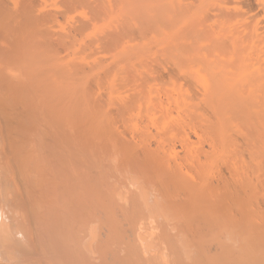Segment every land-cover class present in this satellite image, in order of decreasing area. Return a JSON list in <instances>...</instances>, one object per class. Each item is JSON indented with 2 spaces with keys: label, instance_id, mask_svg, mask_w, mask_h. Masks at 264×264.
I'll return each instance as SVG.
<instances>
[{
  "label": "bare ground",
  "instance_id": "6f19581e",
  "mask_svg": "<svg viewBox=\"0 0 264 264\" xmlns=\"http://www.w3.org/2000/svg\"><path fill=\"white\" fill-rule=\"evenodd\" d=\"M90 1L63 0L60 3L66 4L65 11L68 13L77 8L81 9L83 4L89 7L97 3V0L92 1L93 3ZM98 1L101 2L97 3L98 7H103L104 0ZM87 2H90V5H86ZM121 2L127 6H131L129 2L133 6L142 4L145 20L158 16L155 18V25L150 22L151 19L148 21L154 29V32L151 31L154 34L152 43L155 42L159 48L165 50V54L168 53L172 64L169 63V68L163 65L168 68L167 71L162 70L160 66L164 64L163 61L159 65L161 69L156 65L155 71L150 70V67L148 69L154 72L153 78L156 82L162 81V84L163 80L172 81L170 85H173V90L177 93L176 114L180 115L186 111L189 113L190 110L191 113L202 111L201 106L202 109H212L210 114L216 110L213 115L216 114H211L212 117L204 116L209 114L208 110H204V114L195 113L196 118L189 114L193 119H187L191 121L188 124L190 129L198 127L199 133L195 131L193 136L186 134L187 137L184 136L186 130L182 133V142L185 140V143H180V146L186 147L183 149L186 151L184 155L190 160L181 157L186 161L185 165L181 162L184 169L185 166L187 168L184 172L183 166L179 164L182 159L179 157L177 161L172 159L175 156L169 157L171 155L167 150L171 146L165 145L168 142H155L152 139L157 135H150L149 138L148 130L145 138L143 135L146 134H140L143 140L137 135L134 136L142 140L141 143L139 140L134 142L128 132H135V129L130 128L131 118H136L133 115H139L145 109L147 112L149 109L156 110L151 106V89L146 90L145 87L149 86V80H154L148 78L150 76L146 71L138 72L137 69L138 66H143L140 58L146 53L147 44L142 48L132 45L128 47V41L126 47H122L121 40L124 38L118 36L113 28L121 42L116 41V36L113 38L111 33V36L107 34L110 42L107 40L105 44L108 46L105 49H114L115 52L117 42L121 43L118 47L121 46V49H118L120 52L117 51L119 55L115 52L117 57L113 58L120 57L118 60H123L120 63L115 59L123 65V69L128 64L125 63L127 60L128 66L131 63L132 66L127 67V71L124 70L126 73L123 75L122 69L120 70L123 73L119 69L116 70L115 66L118 64L114 69L113 66L109 68L110 65L103 66V62L101 66V62L93 67L87 66L89 70L74 67L77 70L69 72L67 66L61 67V64L58 68L55 65L58 62L63 63L60 55L64 54V48L67 50L66 46L69 49L70 41L64 37H71L70 40L74 41L71 43L74 44L79 39L76 36L77 31L79 36V31L82 33L91 27L96 28L95 25H90L91 20L88 24L86 19H78L81 23L76 28L78 30H73L75 35L71 31L77 37L76 40L72 35L60 33L58 39H54L57 33L52 34L51 29L57 21L55 12L39 14L36 0H0V264H264V0ZM64 4L61 6L65 7ZM116 4L114 6H117ZM95 6L96 9L91 7L96 12L99 10L101 15L104 7L101 9L102 7ZM136 7L135 5V10L138 9ZM93 10H89L92 17ZM98 12H94L97 17ZM101 17L99 16L103 22ZM66 18L63 17L62 21ZM96 20L101 23L99 19ZM141 23H145L144 20ZM146 24L144 25L147 26ZM149 24L148 27L152 30ZM128 28L125 31H129ZM126 34L128 35L127 32L124 35ZM119 35H122V32ZM103 39L105 38L100 40L104 42ZM38 51L42 58L41 55L38 56ZM146 55L150 56L149 53ZM92 57L91 59L94 58ZM38 62L46 64L38 67ZM106 66L115 70V73L106 70ZM151 67L154 66L151 64ZM55 68L59 71L56 72ZM102 70L105 72L103 71L104 75L101 73V76ZM117 72L121 73V76L130 77L123 78ZM92 73L98 76L94 77ZM45 75L47 78L56 77L54 89L64 93L62 100L59 95L60 99L56 97L62 109L56 114L63 111L60 115L69 116L70 122L77 124L76 127L73 125L75 128L69 127V130L65 127L69 126L70 122L69 125H60L69 121L68 119H62L63 122L60 119V124L57 125L58 122H55L58 117L56 116V120L51 119L53 115L49 117L52 114L51 109L55 108L48 104L51 99L49 94L53 97L52 87L55 84L51 81L53 85H49L51 83L46 77L43 80ZM120 78L126 81L125 83H137L136 90L139 94H131L127 98L124 97L127 101H121L122 98L114 95L118 94L116 86ZM39 80H43L41 84H38ZM91 82L102 85L107 92L97 93L99 90L95 89ZM79 84L81 88L78 89L75 86L80 87ZM121 86H118L119 90L123 89ZM156 86H153L154 89ZM129 98L131 99L128 100ZM195 99L197 102L194 103ZM144 100L146 104L144 103L143 107L141 102ZM38 101L48 102L50 109L44 107L45 110L39 112L38 108L41 109L44 105L38 106ZM51 105L54 106L53 103ZM171 109L173 111V108ZM49 113L51 114L47 116ZM165 113L164 109V118L159 115L163 120L160 119L162 122L159 120L157 123L167 136L163 138L164 141H169L166 131L172 128L170 124L173 119H169L170 113ZM182 118L180 121L184 123L185 118ZM142 119L145 120L143 117ZM48 120H53L50 121L52 125L48 124ZM168 126L171 128L167 129ZM183 129L184 127L182 131ZM77 130L86 134L83 135L87 142L85 149L80 146V138H74L79 133ZM160 132L156 133L160 135ZM234 133L239 137L235 138L239 144L233 138ZM160 136L157 137L162 139ZM149 139L155 144L150 142L151 140L150 143L147 142ZM201 141L205 144L204 148L201 147L202 153L205 152L202 155L204 159L200 157L201 151L196 149L199 146H195L203 143ZM240 142L241 147H238ZM92 154H97L96 159L90 158L89 155ZM104 157L106 160L107 157L110 159L112 169L120 171L116 172L118 176H123L122 179L129 176L126 178L129 179L128 182H134L135 179L134 183L139 184L138 192L129 183L127 187L124 186L126 191L130 186L125 193L120 190L112 197V194L102 192L101 200H98L102 201L106 194L108 198L110 195L111 199L116 197V201L120 199V203L115 201L114 208L120 206L121 210L111 208L108 200L103 203L107 206L102 205L100 208L98 201L90 198V181L96 182L100 178L98 186L101 187L108 180L107 178L104 183L101 182L102 176L98 174L101 172L99 169L104 167ZM214 160L216 163H213ZM219 161L226 166L217 164ZM210 163H213V166H210ZM211 168L215 170L214 173ZM105 175L104 179L107 177ZM118 180L119 178L115 181ZM148 186L152 187L150 191L153 189L152 193L155 191L156 194L151 201L153 205L148 204L151 199L146 197V194L150 196ZM97 189L96 185L94 190ZM97 192L98 190L95 193ZM121 203L122 205H119ZM148 214L150 216L146 219ZM92 216L96 222L90 219ZM157 216L161 219L158 220ZM170 217H175V223ZM170 221L174 224L171 225ZM93 225H97L95 233L90 232ZM176 232L183 237L182 244L175 240ZM181 236L177 237L178 240Z\"/></svg>",
  "mask_w": 264,
  "mask_h": 264
},
{
  "label": "rangeland",
  "instance_id": "374dc122",
  "mask_svg": "<svg viewBox=\"0 0 264 264\" xmlns=\"http://www.w3.org/2000/svg\"><path fill=\"white\" fill-rule=\"evenodd\" d=\"M61 1H63V0H36V2L38 3L37 5H38V11H39V14H44V13H52V14H54V12H55V14L54 15H56L57 16V21L56 22H54V25H53V27L54 28H52L51 29V33L52 34H55V33H57L56 34V36H55V38H54V36H53V38L54 39H58V37L60 36L59 35V33L60 34H65L66 36H73V38L75 39V38H79V39H75L76 41H75V43H77V44H72L71 42L73 41V40H70L71 39V37H70V39L69 38H67V37H64V38H66V39H68V41H70L69 43L71 44V46H70V44H68V46H69V49H68V47L66 46V49L69 51L70 49H71V47H72V45H73V47L75 48H72L71 49V51H69V53H68V51L66 52L65 51V48H64V50H63V52L62 53H64V54H61L60 55V57H61V61H63V63L62 62H58V64H55V65H57L56 67H60L61 66V64H62V66L61 67H66V68H69V72H75V70L74 69H86V70H89V69H87L88 67H93V65L94 66H96V65H98L99 64V62H101L99 65L101 66V64H102V62H103V66H105V65H110L109 66V68H111L112 66H113V68H114V66L116 65V64H118V65H121L120 63L123 61V60H118V59H120V57H118V59L117 58H115L116 59V61L117 62H120V63H117L116 61H115V59L113 58V57H115L116 56V53H117V56L119 55L118 54V52H120V50H118V49H121V46L122 47H124L125 45H127V42H128V47L130 46L131 47V45H132V47L133 46H140L141 48H142V46L144 45V44H147V47H146V53L145 54H143L144 56H142V58H140V60H142V63H143V66L141 65V66H138V72L139 71H146V73H147V75L148 76H150V77H148L149 79H151V78H153V73L150 71V70H152V71H155V65H156V67H159L160 69H161V67H162V70H164V71H167L168 70V68L170 67V64L169 63H171L172 64V61H170V58H169V55H168V53L166 52V54H165V50L163 51L161 48H159L158 47V45L157 44H155V42H154V44L152 43L153 41H152V37H153V33L151 32V31H153L154 32V29H153V26H152V24H149V20L151 19V18H146V20H145V16H144V6L142 5V4H139V3H137V4H135L137 7H138V9H134V6L132 5V3H128V4H130L131 6H127V5H125V3H124V8H123V3L121 2V0L119 1V0H111V1H109V0H104L103 1V7H104V12H101V9H103V7H102V5H101V7H98L99 5L97 4L99 1L97 0V3H93L94 2V0H91L90 2L91 3H93V5H91V6H95V5H97V7L98 8H101L100 9V12H101V15H99V10L97 11L98 12V17H97V14H95V13H97L95 10H93V7H91V6H89L90 7V9H88L89 7L88 6H84V4H83V7H81V9H79V8H77V10L76 9H74V12H73V10L72 11H70V12H72L71 14H70V12H66L65 10H66V4H64V2H62V3H60ZM64 1H67V0H64ZM93 1V2H92ZM41 2V3H40ZM90 2H87V3H85L86 5H90ZM108 2V3H107ZM89 3V4H88ZM117 3V4H116ZM61 4L63 5H65V7L64 6H61ZM99 4H101V2H99ZM114 4H116L117 6H114ZM143 4L144 5H146L144 2H143ZM151 4V3H150ZM150 4H149V6H150ZM40 6V7H39ZM79 6V5H78ZM109 6V7H108ZM127 6V7H126ZM151 6H152V4H151ZM150 6V7H151ZM87 7V8H86ZM96 7V6H95ZM94 7V8H95ZM122 7V8H121ZM126 7V8H125ZM130 7V8H129ZM136 7V8H137ZM85 8V9H84ZM97 8V9H98ZM106 8V9H105ZM108 8H110V9H108ZM117 8V9H116ZM85 11H84V10ZM88 9V10H87ZM96 9V8H95ZM122 9L124 10V11H122ZM126 9H128V10H126ZM76 10V11H75ZM89 10L90 11H92L93 10V17H92V15H90V14H92V12H89ZM122 12H121V11ZM129 10H131V11H129ZM135 10V11H134ZM109 11H110V13H109ZM60 12V13H59ZM63 12H64V14H63ZM67 14H66V13ZM95 12V13H94ZM105 12H106V14H105ZM131 12V13H130ZM104 13V14H103ZM121 13H122V15H121ZM66 14V15H65ZM110 14V15H109ZM64 15V16H63ZM90 15V16H89ZM94 15H95V17L96 18H94ZM131 15H132V17H131ZM135 15V16H134ZM60 16V17H59ZM61 16H63L64 18L65 17H67L64 21H62L63 19V17H61ZM99 16L102 18V20H103V22L101 21V19L99 18ZM107 16V18H105ZM116 16V17H115ZM158 17V16H157ZM157 17H155L156 19H157ZM77 18V19H76ZM94 18V19H93ZM126 18H129V19H126ZM155 18H153V19H155ZM61 19V20H60ZM78 19L80 20V19H82V20H85L86 19V22L88 23V21H90L89 23H91L90 25H95L96 26V28L95 29H93L92 27H91V29L89 28V29H87L86 31H88V32H86V31H84V32H82V33H84V34H82L80 31H79V36H81V37H79L78 36V31L76 32L77 34H76V36H74L75 35V32L73 31V30H78V29H76V28H78L77 26H79L80 25V21H78ZM96 20V19H99V22L101 21V23H98L97 22V20L96 21H94L93 22V20ZM107 19V21H105ZM109 19V20H108ZM153 19H151V23H154L153 25H155V22H156V19L155 20H153ZM56 20V19H55ZM81 20V21H82ZM128 20V21H127ZM143 20H144V22L145 23H141V22H143ZM62 21V22H61ZM153 21V22H152ZM75 22H78V23H76L75 24ZM117 22V23H116ZM129 22V23H128ZM146 22H147V24H146ZM163 22V21H162ZM88 23V24H89ZM55 24H57V25H55ZM144 24H146L147 26H145ZM148 24L149 25H151L152 26V30H150L151 28H149L148 27ZM90 25H89V27H90ZM129 25V26H128ZM133 26H134V28H133ZM142 26H144V27H142ZM58 27V28H57ZM74 27H75V29H74ZM121 27V28H120ZM128 28V30L129 31H125V30H127V28ZM148 28V30H147V28ZM60 28H62V29H60ZM68 28H69V30H68ZM115 29V33L118 35V36H122L123 38H124V40H121V39H117L118 37H117V35L114 33V29ZM132 28H133V31L131 32V30H132ZM142 28L144 29V30H142ZM71 29V30H70ZM140 29V30H139ZM124 30V31H123ZM135 30V31H134ZM137 30H139V31H137ZM149 30H150V32H149ZM53 31V32H52ZM73 32V34H72V32ZM117 31V32H116ZM147 31V32H146ZM55 32V33H54ZM86 32V33H85ZM109 32V33H108ZM121 32H122V35H119V33L121 34ZM127 32L128 33V35L126 34V35H124L125 33ZM138 32V33H137ZM143 32H145L144 34H143ZM71 33V34H70ZM110 33H111V35H112V37L113 38H115V36H116V41L118 40V41H122L123 43H125L124 45H123V43L121 44V43H119V42H117V46L119 47V45L121 44V46H120V48H118L117 47V51H115L114 52V49H113V51H111V50H108V48H106L105 49V47H107L106 46V44L105 43H107V40H109V42H110V37H108L107 38V34H109L110 35ZM124 33V34H123ZM132 35H131V34ZM134 33V34H133ZM135 33H137V34H135ZM68 34V35H67ZM70 34V35H69ZM82 34V35H81ZM103 34V35H102ZM139 34V35H138ZM147 36H146V35ZM148 34H149V36H148ZM64 35V36H65ZM106 37H105V36ZM108 35V36H109ZM110 35V36H111ZM137 37H136V36ZM142 37H141V36ZM84 36V37H83ZM126 36V37H125ZM131 36H132V38H131ZM143 36H146L145 38H147V39H145ZM151 36V37H150ZM63 37V36H62ZM131 38V40L129 39V38ZM61 38V37H60ZM72 38V39H73ZM99 38V39H98ZM102 38H105V39H103V40H105L104 42L103 41H101L102 40ZM119 38H121V37H119ZM122 38V39H123ZM125 38H127V39H125ZM85 39V40H84ZM95 39H96V42H95ZM101 39V40H100ZM142 39V40H141ZM149 40V41H148ZM79 43H78V42ZM81 41V42H80ZM88 41H90V42H88ZM101 42V44H100V42ZM120 41V42H121ZM132 41V42H131ZM141 41H143V42H141ZM74 42V41H73ZM92 42V43H91ZM90 43V44H89ZM104 43V44H103ZM130 43V44H129ZM85 44H88V45H85ZM78 45V47H76ZM92 47H91V46ZM25 46H27V45H25ZM39 46V45H38ZM88 46V47H87ZM84 47H86V48H84ZM94 47V48H93ZM110 47V46H109ZM126 47V46H125ZM155 47H156V49H155ZM39 48H40V46H39ZM89 48H91V49H89ZM113 48V47H112ZM159 48V49H158ZM85 49V50H84ZM75 50V51H74ZM84 50V51H83ZM87 50V51H86ZM40 51V50H39ZM38 51V52H39ZM81 51H83L84 53L82 54V52ZM102 51V52H101ZM109 51H110V53H109ZM150 51H153V52H150ZM161 53H160V52ZM41 52V51H40ZM40 52H39V54H38V56L39 55H41L40 57L42 58L43 56H42V54H40ZM66 52V53H65ZM72 52V53H71ZM97 52V53H96ZM103 52H105V53H103ZM112 52H114V53H112ZM74 53V54H73ZM81 53V54H80ZM98 53L100 54V55H98ZM108 53V54H107ZM147 53H149V55L150 56H147L146 54ZM152 53V54H151ZM68 54V55H67ZM72 54V55H71ZM96 54V55H95ZM115 54V55H114ZM164 54V55H163ZM80 55V56H79ZM92 55H93V57H92ZM114 55V56H113ZM160 55H161V57H160ZM37 56V57H38ZM66 56H68V57H66ZM116 56V57H117ZM87 57H89V59H91V57L93 58V59H91V60H89V59H85V58H87ZM158 57V58H157ZM40 58V60H42V61H45L44 59H41ZM69 58V59H68ZM109 58H110V60H109ZM112 58H113V60H112ZM157 58V59H156ZM38 58H36V60H37ZM76 59V60H75ZM98 59V60H97ZM99 59H102L103 61H101V60H99ZM107 59V60H106ZM154 59H155V62H154ZM167 59V60H166ZM169 59V60H168ZM39 60V59H38ZM65 60V61H64ZM67 60V61H66ZM104 60H105V62H104ZM109 60V61H108ZM112 60V61H111ZM126 60V59H125ZM125 60H124V62H125ZM166 62H168V61H170V62H168V63H166ZM75 61V62H74ZM113 61H115L114 62V64L112 63ZM157 61V62H156ZM161 61H163L162 63H164V64H161ZM148 62V63H147ZM153 62V63H152ZM36 63H37V61H36ZM42 63V62H41ZM65 63V64H64ZM75 65H74V64ZM79 63V64H78ZM111 63V64H110ZM125 63H128L129 64V62H128V60H127V62H125ZM125 63H122V64H125ZM150 63V64H149ZM157 63V64H156ZM38 64H39V66L38 67H40V66H43V65H45L46 63L44 62V64H40L39 62H38ZM76 64H77V66H76ZM92 64V65H91ZM128 64L127 65H125L124 67H126L125 69H127V67H131L132 65H131V63H130V65L128 66ZM151 64H152V66H154V67H151ZM161 64V65H160ZM168 64V65H167ZM72 65V66H71ZM74 65V66H73ZM83 65H85L84 67H80V66H83ZM118 65H116L115 66V68H116V70L117 71H119L120 69H122L123 71L125 70V69H123L122 68V66L123 65H121V67L119 66V68H117L118 67ZM148 65V66H147ZM150 65V66H149ZM158 65V66H157ZM161 67H160V66ZM167 66L168 68L166 69V67H164V66ZM88 66V67H87ZM58 67V68H59ZM72 67H73V69H72ZM74 67H76V68H74ZM108 66H106V68H107ZM151 69H150V68ZM172 67V66H171ZM42 68V67H41ZM102 68H104V67H102ZM101 68V69H102ZM105 68V69H106ZM109 68H107L106 70H108ZM114 68V69H115ZM150 70H149V69ZM159 68L157 69V70H159ZM56 69V72L57 71H59L57 68H55ZM62 69V68H61ZM76 69V70H77ZM119 69V70H118ZM148 69V70H147ZM109 70H111L113 73H115V70L113 71V69H109ZM104 70H102L101 72H100V74L103 72ZM121 71V70H120ZM123 71H121V73H123ZM125 71H127V70H125ZM124 71V73H123V75L126 73ZM105 72V71H104ZM103 72V73H104ZM148 72H151L150 74H148ZM102 73V74H103ZM118 74H120L119 76H121V73H119V72H117ZM93 75H94V77L95 76H98L96 73H92ZM102 74H101V76H102ZM42 75V74H41ZM92 75V76H93ZM104 75V74H103ZM157 76V74H154V76ZM126 76H128V77H126ZM125 77L124 76H121V77H123V78H128L129 79V75H126ZM42 77V76H41ZM46 77V75L44 76V77H42V79L43 78H45ZM47 78V77H46ZM49 79H50V81H49ZM52 79V80H51ZM44 80V79H43ZM43 80H39L40 81V83L38 82V84H41V81H43ZM55 81V83H54V81ZM152 80H154V78L152 79ZM47 81L48 82H50L51 83V81H52V83L53 84H55V85H53L52 83L51 84H49V85H53V89L55 88L54 86H56V81H57V79H56V77L54 78V77H52V76H50V78H47ZM120 81V82H119ZM118 81V83H117V85L118 86H120V84L123 86H125V87H122L121 86V88H125L124 90L123 89H121V90H119L120 89V87H118V86H116V89H117V93L118 94H114V95H117L119 98H122L121 99V101L123 100V101H127V99H125L124 97H129L131 94L134 96V95H137V94H139L138 93V90H136L137 89V86H136V84L137 83H134V82H132L131 80H128V81H131L132 83H134V84H132V83H125L126 81H124V80H122L121 78H120V80ZM150 82H149V86H145V87H147V89L146 90H148L149 88L151 89V92H152V94H151V96H150V98H151V106L152 107H154L156 110H154V111H152V109L150 110L149 109V111L147 112V111H143L144 112V114H143V112L142 113H140L139 115L138 114H135V115H133L134 117H136V118H134V119H132L131 118V127L130 128H132L133 130L135 129V132L134 131H128L129 132V135L131 136V138L133 139V141L134 142H136V141H138L139 140V138H141L140 136V134L142 133V135L143 134H146V135H143L142 137L143 138H145V136H147V132L149 131L150 132V134H149V138H151L150 137V135L152 136V135H157L158 137L160 136V135H162V136H160V137H162V139L160 138H158L157 136L155 137V139L153 138L152 140H155V142L157 141H160L162 144H163V142L165 143V142H168V143H165V145L166 144H168L169 146H171V151H170V149H168L167 150V153L169 152V154L171 155V156H169V155H167V156H169V157H172V155H173V157L175 156V158H172V159H177V158H179L180 160L182 159L181 157H186L187 159H188V157L187 156H185L184 155V152H186V151H183V149H186V147L184 146V147H182V146H180L181 144L180 143H183L182 142V140H183V134H184V130H186L185 131V134H184V136H186L187 137V135H189V136H193V133L196 131V132H198V127L196 128L195 126V128L193 127H191V129H190V125H188V124H190V122L193 120L191 117L193 116H196V114L195 113H199V112H201L202 114H204L205 113V111L204 110H206V108L204 107V109H202V106H201V109L200 110H202V111H195L194 113H191L192 111L190 110L189 111V113H188V111H186V112H182L180 115H181V118H182V120L185 118V121H184V123L185 122H187V123H183V121H180V115H178V114H176L177 113V105H176V100H175V98L177 97V93L175 94V91L173 90V85H170L171 83H170V81L171 80H166V82H165V80H163L164 82L161 84V82L159 83V81L157 80V82H156V80H154V82H156V84L154 83V82H152L151 80H149ZM169 81V82H168ZM174 81V80H173ZM122 82H124V84L122 83ZM139 82V81H138ZM169 84H168V83ZM172 82V81H171ZM176 82V81H175ZM59 83V82H58ZM92 83V82H91ZM166 83V84H165ZM180 83V82H179ZM94 84H96V85H94ZM128 84H130V85H128ZM146 84V83H145ZM151 84V85H150ZM159 84V85H158ZM92 85L94 86V88L95 89H97V90H99V92L97 91V93H106L107 92V90H106V88L105 87H103L102 85H100V84H98V83H96V82H93L92 83ZM128 86V88H127V86ZM157 85V86H156ZM164 85V86H163ZM169 85H170V87H172L171 89L169 88ZM177 85V84H176ZM79 86H80V84H79ZM153 86H156L155 87V89H154V87ZM76 88H81V86L80 87H77V85L75 86ZM101 87H102V89H101ZM162 87V88H161ZM104 88V89H103ZM133 90H132V89ZM158 88V89H157ZM164 88V89H163ZM153 90H154V92H153ZM156 90H157V92H156ZM164 90V91H163ZM96 91V90H95ZM127 91V92H126ZM130 91H132V92H130ZM169 91V92H168ZM59 92V93H58ZM130 94H129V93ZM136 92V93H135ZM172 92H174V93H172ZM54 93V94H53ZM55 93H56V95H55ZM52 94H53V97H55V98H53L52 97V95H50L49 94V97H51V99H50V101H49V105L50 106H52L51 108H53V107H55V108H57L58 106H59V108H57L56 110L57 111H55V108H53V109H51V112H52V114L51 113H49V114H47V116L48 115H50L51 114V116H49L50 118L51 117H53V118H51V119H53L54 120V118H55V120H56V116L58 117L57 118V120H56V122L55 123H57V125H59L60 123H59V120L61 119V121L63 122V120H66V119H68V117L69 116H67V115H60L61 113H63V111L60 113V114H56V113H59L58 111H61L62 109H61V106L57 103V101H58V99H60L59 97H61L62 96V94H64L63 93V91H62V94L60 93V91L59 90H56V89H54V91H52ZM123 94V95H122ZM159 94V95H158ZM175 94V95H174ZM58 95H59V97H58ZM124 95H126V96H124ZM163 95V96H162ZM174 95V96H173ZM172 96V97H171ZM56 97L58 98V99H56ZM117 98V97H116ZM54 99V100H53ZM105 99H106V97H105ZM131 98H129L128 100H130ZM56 100V101H55ZM61 100H62V97H61ZM120 100V99H119ZM155 100V102H153ZM52 101V102H51ZM54 101V102H53ZM171 101V102H170ZM175 101V102H174ZM193 102V101H192ZM195 102H197V100L195 99L194 100V103ZM47 103H42V102H39L38 101V106H42V105H44L41 109L40 108H38L39 109V112H41L40 110H45V109H43L44 107H46V108H48V109H50V106L49 105H47ZM54 104V106L53 105H51V104ZM142 104H146V102H145V100L143 101V102H141ZM40 104V105H39ZM57 104V105H56ZM145 104L143 105V107L145 106ZM157 104V105H156ZM203 104V103H202ZM56 105V106H55ZM174 105V106H173ZM157 106V107H156ZM151 107V108H152ZM171 108H173V111H172V109ZM164 109H165V114H171V115H169L170 117H169V119L171 118V119H173L172 121L173 122H171V124H170V126L172 127H170V126H168V128L167 129H170V130H167L166 131V133H168L167 135L169 136V138L167 139V140H169V141H164L165 139H163V138H167V136L164 134V132L163 131H161L160 130V128H161V126H160V128L158 127L159 126V124L157 123V121H159L160 119H162L163 120V118H164ZM192 109V108H191ZM193 109H198V108H193ZM210 109V108H209ZM47 110V109H46ZM207 110H208V108H207ZM207 110H206V112H207ZM210 110H212V109H210ZM210 110H208V112H209V114H207V115H209V116H207V115H205L204 114V116H206V117H212V115H213V113L216 111H213V113L211 112V114H210ZM152 111V112H151ZM160 111V112H159ZM169 111H172V113L171 112H169ZM175 111V112H174ZM204 111V112H203ZM53 112H55V114L53 113ZM162 112H163V114H162ZM174 112V113H173ZM151 114V115H150ZM158 114V115H157ZM167 114V115H168ZM189 114H191L192 116H189ZM216 114V113H215ZM214 114V115H215ZM53 115V116H52ZM142 115V116H141ZM144 115V116H143ZM153 115V116H152ZM162 116V117H160V116ZM184 115V116H183ZM211 115V116H210ZM213 115V116H214ZM178 116V117H177ZM189 116V117H188ZM61 117V118H60ZM142 117L143 118H145V120L144 119H142ZM147 117V118H146ZM153 117V118H152ZM205 117V118H206ZM49 118V119H50ZM179 118V119H178ZM188 118H190L191 119V121H188L189 119ZM194 118H196V117H194ZM215 118V117H214ZM63 119V120H62ZM136 119V120H135ZM148 119V120H147ZM188 119V120H187ZM53 120H50L51 122L53 121ZM69 121H64L65 123H61L60 125H62V126H65V125H69V122L71 121V119H68ZM135 120V121H134ZM156 120V121H155ZM162 120H160L159 122L161 123L162 122ZM178 120V121H177ZM195 120V119H194ZM49 121V120H48ZM50 121H49V123L48 124H50V125H52L51 123H50ZM60 121V122H61ZM145 121V122H144ZM147 121V122H146ZM175 121V122H174ZM68 122V123H67ZM151 124H150V123ZM153 122H154V124H153ZM178 122V123H177ZM148 123V124H147ZM173 123V124H172ZM180 124H182V125H180ZM53 125H55V124H53ZM71 125V126H70ZM70 125L69 126H65V127H67L69 130H70V128L69 127H72V129L73 128H75L76 126H77V124H73V121H72V123L70 122ZM75 127H74V126ZM142 125V126H141ZM144 125V126H143ZM152 125V126H151ZM187 125H188V127H187ZM134 126V127H133ZM146 126H147V128H146ZM186 126V127H185ZM192 126V125H191ZM146 130H144L143 128ZM154 127H156L155 129H153ZM170 127V128H169ZM184 127V129H183V131H182V128ZM149 128V129H148ZM159 130H158V129ZM140 129V130H139ZM143 129V130H142ZM157 129V130H156ZM162 129V128H161ZM188 129H190V132H189V130ZM148 130V131H147ZM193 130V131H192ZM77 131H79V133L78 134H76L77 136H75L74 138L75 139H77L78 140V138H80L79 140L82 142V143H80V146L81 147H83L84 149L86 148V144H85V142H86V139H85V137L83 136V135H85L86 136V134L83 132V131H80V130H77ZM144 133H143V132ZM161 131V132H160ZM170 131V132H169ZM131 132H132V134H131ZM140 132V133H139ZM156 132H160V135H158ZM139 133V134H138ZM183 133V134H182ZM199 133V132H198ZM80 134V135H79ZM187 134V135H186ZM236 133H234V136L235 137H233L234 139L235 138H237L236 137V135H235ZM75 135V134H74ZM139 137V138H136L137 136ZM164 135H165V137H164ZM134 136H136V137H134ZM233 136V135H232ZM77 137V138H76ZM148 137H146V139L148 138ZM153 137V136H152ZM143 138H141L142 140H143ZM239 138V137H238ZM135 139V140H134ZM137 139V140H136ZM159 139V140H158ZM141 140V141H142ZM151 139H149V140H147V142H149ZM150 141V142H153V144H155V142L154 141ZM235 140H237V139H235ZM80 141H78V142H80ZM140 141V140H139ZM141 141H140V143H141ZM163 141V142H162ZM181 141V142H180ZM205 141V140H204ZM204 141H201V142H203V143H201L200 145L199 144H196L195 146L197 147V146H199V147H195L196 149H197V151H201L200 153H202V151H203V149L202 148H204L203 146L205 145L204 144ZM234 141V140H233ZM89 142V141H88ZM149 142V143H150ZM170 142V143H169ZM173 142V143H172ZM236 141H234V143H235ZM237 142H238V140H237ZM87 143V142H86ZM138 143V142H137ZM140 143H138V144H140ZM185 143V142H184ZM208 142L206 141V144H207ZM82 144L84 145V146H82ZM203 144V145H202ZM236 144V143H235ZM237 144H239V142L237 143ZM88 145V144H87ZM164 145V146H165ZM182 145H184V144H182ZM208 145V144H207ZM206 145V147L208 148V146ZM169 146H167L168 148H169ZM237 146V145H236ZM241 147V142H240V145H238V147ZM87 147H89V146H87ZM154 147V146H153ZM167 147H165V150L167 149ZM172 147H174V148H172ZM202 147V148H201ZM205 147V148H206ZM177 148V149H176ZM181 148H182V150H181ZM199 148H201L200 150H199ZM207 148H206V150H207ZM173 150V151H172ZM249 150V149H248ZM182 151V152H181ZM204 151H205V149H204ZM97 152V151H96ZM104 152V151H103ZM172 152V153H171ZM179 152H181V153H179ZM247 152V151H246ZM98 153V152H97ZM248 153V152H247ZM175 154H177V155H175ZM199 154V153H198ZM203 154H205V152L204 153H202V154H200V157L203 155ZM94 155H95V157H94ZM92 154V156L91 155H89L90 156V158H94V159H96V155L97 154ZM182 155H184V156H182ZM89 156H88V158H89ZM184 158L181 160V161H179V159H177V161H179V164H181L179 167L185 172V170L187 171V168H186V166H185V169H184V165H185V163L184 162H186V161H184ZM202 159H204V157L202 156L201 157ZM94 159H90V161H94ZM186 159V160H187ZM103 160H105L104 162V164H103V166L106 168H104L103 167V169H102V167L100 168V169H102V170H100L99 169V171H101L100 173H98V174H100V176H102L101 178H102V180H101V182H103V181H105L107 178H108V180H106V182L108 183H106L105 182V184L102 186L101 185V187H99L98 185H100V178H98L97 180H96V182L98 181L99 183H96L95 181H90V182H92L91 184L89 183L88 184V186H90L91 188H89L88 187V191H89V193H90V198L92 199H94L95 198V200L96 201H98L97 203H98V205H99V207L101 208L102 207V205H103V203H107L106 201L108 200V204L111 206V208H113V209H116V210H121V209H119V205H122V203L121 204H119L118 206V208L117 207H115L114 208V206L116 205L115 203L117 202V203H120V199H119V201H116V200H118L116 197L115 198H113V199H111L113 196H116L117 194H118V192L121 190L122 192H124L125 193V191H126V189L124 188V186L125 187H127L128 186V183H129V185L131 186L132 185V188L134 187V190L135 191H137L138 189H137V187H139V186H137V185H139L137 182L136 183H134L135 182V179H134V182H133V180H132V182H128L129 181V179H127L126 180V178H129V176H126V177H124L123 179H122V177L121 176H118L117 174H116V172L117 171H119V170H115V169H112L111 167H112V165H111V163L109 162L110 161V159H108V157H107V160H106V157H104L103 158ZM216 160V159H215ZM215 160H214V162L213 163H216L215 162ZM188 161H190L189 159H188ZM188 161H187V163H188ZM217 161V160H216ZM220 161H223L222 159L220 160ZM219 161V162H220ZM108 162V163H107ZM184 163V165L182 164V163ZM109 164V165H111V166H109V165H107V164ZM213 163H210V166H213ZM221 163V164H220ZM220 163H217V164H219V165H221L222 166V164L224 163V161H223V163L222 162H220ZM105 164H106V166H105ZM189 164L191 165V162H189ZM189 164L187 165V167L189 166ZM225 164V163H224ZM223 164V167H225L226 165H224ZM219 165H218V167H219ZM101 166H102V164H101ZM215 166V165H214ZM217 166H215V168H216ZM109 168H111L113 171H111V169H109ZM190 168V166L188 167V169ZM220 168V167H219ZM212 170H213V173H214V169L213 168H211ZM217 169V168H216ZM108 172H107V171ZM191 170V168L188 170V171H190ZM212 170H210L211 172H212ZM219 170H217V172H218ZM104 172V173H103ZM111 172V173H110ZM120 172V171H119ZM216 172V173H217ZM105 173H106V175H105ZM108 173L110 174L109 176H108ZM118 173V172H117ZM104 175L105 176H107V177H105V179H104ZM111 175H113L112 177H113V181H115L116 179H118L119 178V180H121V181H115V182H113L112 181V177H111ZM122 175V174H121ZM214 175V174H213ZM96 176L98 177V175L96 174ZM99 176V177H100ZM214 176H216V175H214ZM116 177H118V178H116ZM95 178V177H94ZM116 178V179H115ZM90 179H92V178H90ZM89 179V180H90ZM95 180V179H94ZM125 181H127V182H125ZM130 181H131V177H130ZM137 181V180H136ZM94 182H95V184H94ZM119 182H120V184L121 183H123V184H119ZM126 183V185H125V183ZM104 183V182H103ZM131 183V184H130ZM133 183V184H132ZM111 184V185H110ZM117 184H119V185H117ZM96 188V185H97V190H98V192H97V194L99 195H97L95 192L97 191V190H94V187ZM107 185V186H106ZM115 185H117L116 187L119 189H117L116 187H115ZM105 186V187H104ZM110 188H109V187ZM120 186V187H119ZM129 186V187H130ZM93 187V188H92ZM107 187V188H106ZM114 187V188H113ZM121 187H123V188H121ZM128 187V188H129ZM102 188V189H101ZM104 188H105V190H104ZM127 188V191L129 190ZM131 188V189H132ZM150 188H152V187H149L148 186V192H149V194H150V196H148L147 194H146V197H148L147 199H151V200H149L148 201V204L149 205H151L152 203H151V201H153V199L155 198V196H156V194H155V191H153L154 193H152V190L153 189H151V191H150ZM101 189V190H100ZM115 189V191H117V192H115V191H113ZM131 189H130V192H131ZM93 190V191H92ZM107 190V191H106ZM109 190V191H108ZM112 192H111V191ZM105 191V193L107 192V193H110V195L112 194V197L109 195V198L107 197L108 195L106 194V196H103V200L102 201H100L101 200V196H102V192H104ZM126 191V192H127ZM121 192V193H122ZM138 192V191H137ZM147 192V193H148ZM95 193V194H94ZM114 193V194H113ZM116 194V195H115ZM140 194V193H139ZM153 194H155L154 196H153ZM105 195V194H104ZM130 195H133V194H130ZM141 196V195H140ZM100 197V198H99ZM151 197H153V198H151ZM105 198H106V200H105ZM121 198V197H120ZM90 199V200H91ZM98 199H100V200H98ZM115 199V200H114ZM110 200H111V202H110ZM116 201V202H115ZM114 204H113V203ZM101 205H100V204ZM151 203V204H150ZM104 205H106L107 206V204H104ZM104 205H103V207H104ZM108 205V206H109ZM153 205V204H152ZM109 206V207H110ZM122 208V207H121ZM145 214V213H144ZM154 215V214H153ZM156 215H158V214H155V216ZM146 216V215H145ZM144 216V217H145ZM149 214H148V217L146 216V219H148L149 218ZM171 218V217H170ZM169 218V219H170ZM90 219H92V221H94L95 220V222H96V219L95 218H93V216H92V218L90 217ZM157 219L159 220V219H161L160 217L158 218V216H157ZM173 220H175V217L173 218H171V221H173ZM177 220V219H176ZM161 221V220H160ZM170 221V222H171ZM169 222V223H170ZM174 223H175V221H173ZM173 222H171L170 224L171 225H173L174 223ZM97 225H93V227L91 226V230H90V232H93V233H95V232H97V229L95 228ZM98 228V227H97ZM232 230H235V229H232ZM235 232V231H234ZM176 235H175V240L177 241V243H180L181 242V244H182V240H184L183 239V237L181 236V235H178V233L176 232L175 233ZM178 236H181V237H179V240H178ZM236 237V236H235ZM151 243V240H150V242H149V244ZM92 246V248H93V246H94V243H93V245H91Z\"/></svg>",
  "mask_w": 264,
  "mask_h": 264
}]
</instances>
